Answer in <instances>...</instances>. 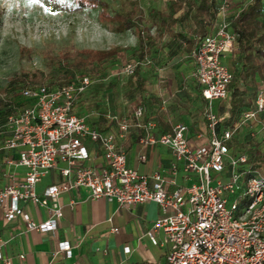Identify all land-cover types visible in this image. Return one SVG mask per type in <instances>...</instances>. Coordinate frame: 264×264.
Here are the masks:
<instances>
[{
    "label": "built area",
    "instance_id": "obj_1",
    "mask_svg": "<svg viewBox=\"0 0 264 264\" xmlns=\"http://www.w3.org/2000/svg\"><path fill=\"white\" fill-rule=\"evenodd\" d=\"M228 4L223 0L220 12ZM237 39L231 23L223 20L211 34L199 38L192 53L209 132L208 141L197 147L191 146L185 123L153 135L155 124L141 122L142 107L120 119L117 130L93 127L75 113L78 96L94 83L89 74L73 82L19 90L16 111L0 122V152H11L5 161L8 181L0 189L6 221L21 218L26 231L55 232L63 216L60 195L83 187L88 199L105 198L124 208L158 203L161 216L146 235L154 245H166L165 264H264V82L256 86L253 105L239 114L221 115L215 108L216 101L229 108L233 72L224 57L233 52ZM138 64L131 59L119 73L134 75ZM10 96L2 99L12 103ZM132 126L145 128L140 137L143 145L159 143L171 149L174 160L168 175L165 170L144 174L129 165L121 141ZM243 133L248 138L239 141ZM99 154L104 164L96 167L93 163ZM139 160L145 161L146 156L140 155ZM20 167L25 173L16 180L14 169ZM52 170L61 179L39 195L38 183ZM180 172L186 184L179 183ZM28 203L48 208L49 217L34 220L23 207ZM8 244L0 238V261L14 264V257L4 252ZM71 249V242L62 240L56 253L71 255ZM17 257L24 259L25 254Z\"/></svg>",
    "mask_w": 264,
    "mask_h": 264
},
{
    "label": "crops",
    "instance_id": "obj_2",
    "mask_svg": "<svg viewBox=\"0 0 264 264\" xmlns=\"http://www.w3.org/2000/svg\"><path fill=\"white\" fill-rule=\"evenodd\" d=\"M178 1L157 0V6L154 0L151 1L153 8L149 16L145 15L140 7L145 19L142 24L141 46L138 31L132 28L137 39L119 43L116 42L117 36L122 32H116L109 38L113 42L111 46L94 48L107 49L123 45L124 50L103 63V67H108H105L103 74L91 75L94 79L91 85L93 87L90 86L80 99L78 98L75 105L77 115L85 117L87 122L90 121L89 123L100 131L117 130L120 119L132 116L137 107H142L141 122L155 124L153 135L171 132L176 124L185 123L189 126L192 147L208 141L209 132L204 117L206 101L194 74L196 63L192 57L200 38L196 34L199 25L193 18L194 8L190 0H184L181 8L175 11ZM250 1L228 0L225 12L219 10L212 31H215L223 20L231 23ZM220 2L222 5L223 0ZM183 14L186 16L181 18ZM231 30L235 32L232 26ZM128 46H136V55L140 59L137 73L131 76L120 74V69L118 70V61ZM236 46L233 52L224 57L228 67L227 59L231 58L232 66ZM142 53L143 58L140 57ZM260 81L257 79L258 83ZM102 82L107 84L104 97L98 94ZM89 97H92L93 105L90 111H87ZM253 99L254 95L251 98L252 105ZM215 108L221 115L231 113L230 103L228 108L217 101ZM142 135H145L144 127L132 126L121 141L126 148L129 165L144 174L165 170L168 175L174 160L171 149L159 143L143 145L140 142ZM245 138H248V133H243L238 140L245 141ZM142 154L146 156L145 161L139 160ZM0 156L3 161V166L0 167L1 189L8 181L4 176L8 169L5 161L11 156V152L2 151ZM93 164L96 167L104 164L102 154L98 155ZM14 170L15 179L21 180L25 168ZM60 179L59 174L52 170L38 183L37 192L41 195L46 187ZM177 179L181 184L187 183L182 172L178 174ZM87 196L88 190L83 187L61 194L59 201L63 216L59 220L57 230L49 233L26 231V225L21 218L14 222L6 221L0 208V238L9 241L4 250L5 254L14 257V264H165L166 245H154L146 235L153 222L161 216L158 203L150 201L124 208L105 198L88 199ZM23 207L36 221L49 217L48 208L32 203L23 204ZM113 228L118 230L113 231ZM158 234L160 240H164L163 233ZM62 240L71 242V255H66L65 252L56 253L57 244ZM126 247L131 249L129 253L125 252ZM19 253H24L25 258L17 257ZM0 264L3 263L0 261Z\"/></svg>",
    "mask_w": 264,
    "mask_h": 264
},
{
    "label": "rangeland",
    "instance_id": "obj_3",
    "mask_svg": "<svg viewBox=\"0 0 264 264\" xmlns=\"http://www.w3.org/2000/svg\"><path fill=\"white\" fill-rule=\"evenodd\" d=\"M151 1L153 0H0V89L11 83L10 78L13 79V84L20 83L19 75L23 70L39 72L42 77L39 84L52 81L56 84L68 83L64 78H50V70L45 66L46 56L42 53L45 48L53 46L59 49L70 43H74L78 48L111 46L113 42L109 38L116 33V24L100 17L101 4H105L107 13L115 14L129 11L131 4L137 2L145 15L149 16L153 8ZM156 2L157 0H154L157 6ZM117 38L116 42L127 43L137 39V35L131 29L126 33L122 32ZM22 46L35 49L37 53L31 57L21 55ZM133 48L136 49V46H128V49H125L118 61V70H121L129 59L140 61L136 55L137 49ZM227 62L232 68L231 58H228ZM137 66L139 67V64ZM105 67L102 68L101 74L106 70ZM106 85L103 82L100 85L98 94L103 97L106 95ZM253 85L251 83L252 87ZM2 95L0 99L4 98ZM82 95L83 93L78 98ZM91 99L92 97L88 98L87 111H90L93 105Z\"/></svg>",
    "mask_w": 264,
    "mask_h": 264
},
{
    "label": "trees",
    "instance_id": "obj_4",
    "mask_svg": "<svg viewBox=\"0 0 264 264\" xmlns=\"http://www.w3.org/2000/svg\"><path fill=\"white\" fill-rule=\"evenodd\" d=\"M184 0L175 4V11L179 10ZM193 5V18L199 25L197 36L211 34L216 23L221 6L220 0H190ZM100 17L116 24V32H126L135 28L138 31L139 46L142 45V24L144 14L137 2L131 4L127 12H106L105 4H101ZM186 14L181 16L185 17ZM231 26L238 34L235 58L232 60L233 78L229 86L230 111L237 115L244 108L252 106L251 98L258 84L257 79L264 82V0H251L231 21ZM188 40V39H186ZM124 48L112 46L107 49L78 48L74 43L66 44L55 49L53 46L42 51L46 59L45 66L50 71V78H64L67 82L75 81L79 76L89 74L98 75L103 71V63L118 56ZM37 53L35 49H26L22 46L20 54L31 57ZM41 54L40 52H38ZM144 53L140 54L143 58ZM138 70V69H137ZM137 71L135 70L136 74ZM20 83L10 84L0 89L1 94L11 95L13 102L0 99V122L10 113L15 112L16 96L23 87L38 85L42 81L39 72L22 71L19 75ZM51 80V81H52ZM55 81V80H54ZM260 81V82H261ZM253 83V87L251 86ZM49 84H56L52 81Z\"/></svg>",
    "mask_w": 264,
    "mask_h": 264
}]
</instances>
